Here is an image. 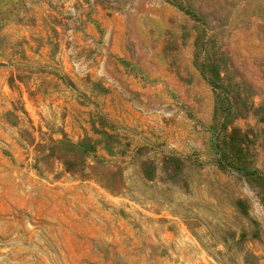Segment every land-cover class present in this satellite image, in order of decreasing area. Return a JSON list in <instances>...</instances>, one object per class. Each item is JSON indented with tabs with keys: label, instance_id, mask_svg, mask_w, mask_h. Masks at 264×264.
Here are the masks:
<instances>
[{
	"label": "rangeland",
	"instance_id": "rangeland-1",
	"mask_svg": "<svg viewBox=\"0 0 264 264\" xmlns=\"http://www.w3.org/2000/svg\"><path fill=\"white\" fill-rule=\"evenodd\" d=\"M0 264H264V0H0Z\"/></svg>",
	"mask_w": 264,
	"mask_h": 264
}]
</instances>
